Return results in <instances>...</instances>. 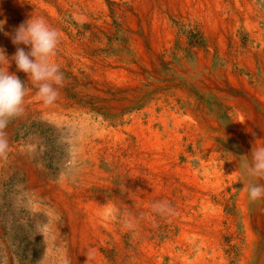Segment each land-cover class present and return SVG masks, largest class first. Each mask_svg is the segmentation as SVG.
Instances as JSON below:
<instances>
[{"label": "rangeland", "instance_id": "rangeland-1", "mask_svg": "<svg viewBox=\"0 0 264 264\" xmlns=\"http://www.w3.org/2000/svg\"><path fill=\"white\" fill-rule=\"evenodd\" d=\"M86 2L61 15L70 44L58 91L68 110L97 125V135L85 136L86 154L78 158L76 130L10 120L9 147L22 153L0 166V264H43L56 222L65 240L78 232L93 240L97 264H264V197L248 199L240 167L252 147L264 144V0ZM94 165L99 173L91 172ZM80 166L84 175L77 176ZM57 199L65 204L61 213L52 210ZM159 201L173 213L154 212ZM107 204L114 217L104 216Z\"/></svg>", "mask_w": 264, "mask_h": 264}, {"label": "bare ground", "instance_id": "bare-ground-1", "mask_svg": "<svg viewBox=\"0 0 264 264\" xmlns=\"http://www.w3.org/2000/svg\"><path fill=\"white\" fill-rule=\"evenodd\" d=\"M82 1L83 0H0V23H2L3 24V30H2V32H1V35H0V48H4L5 49V51H6V55L9 57V58H11L14 54H15V51H16V46H14L13 44H12V41H11V39H10V35L13 33V31H14V29L16 28V27H18L22 22H24L25 20H27V19H29V18H31V16L33 15V16H36V17H43L45 20H46V22L48 23V25H50L51 27H53V28H55V29H57L60 33H61V40H60V43H59V45H58V47H57V50H56V55L54 56V57H52V61L53 62H55V63H58L59 65H61L65 60H66V58H68V52H67V49L69 48V44H68V42L66 41V39H65V36H64V33H63V28L64 27H62V21H61V15L66 11V9H68L69 10V7H74L75 5H76V7L78 6V5H80L81 3H82ZM185 1V0H184ZM190 1V0H189ZM212 1V0H211ZM173 2V1H172ZM214 2V1H213ZM86 3H88V4H91L92 6H95L96 4H97V0H87V2ZM139 3V2H138ZM171 3V2H170ZM143 4V3H142ZM213 4V3H212ZM136 5H137V3H136ZM176 5H177V3H176ZM188 5V4H187ZM211 5V4H210ZM221 5V4H220ZM67 6H69V7H67ZM97 6V5H96ZM212 6V5H211ZM248 6V5H247ZM100 7V6H99ZM137 7H139V6H137ZM253 7V6H252ZM93 7H91V9H92ZM205 8V7H204ZM249 8V7H248ZM176 9V8H175ZM199 10V9H198ZM201 10V9H200ZM141 11V10H140ZM145 11V10H144ZM217 11V10H216ZM138 12V11H137ZM199 12H201V11H199ZM237 12V11H236ZM211 13V12H210ZM202 14V13H201ZM138 15V14H137ZM203 15V14H202ZM201 15V16H202ZM79 16V15H78ZM141 15H139V17H140ZM205 16V15H204ZM207 16V15H206ZM97 17V16H96ZM208 17V16H207ZM210 17V16H209ZM217 17V16H216ZM254 17V16H253ZM81 18H83V17H81ZM218 18V17H217ZM248 18V17H247ZM84 19V18H83ZM86 19V18H85ZM85 21V20H84ZM130 23V22H129ZM132 23H134V22H132ZM251 23V22H250ZM67 24V23H66ZM205 24V23H204ZM215 24V23H214ZM230 23H228V25H229ZM127 25V24H126ZM129 25V24H128ZM131 25V24H130ZM216 26V25H215ZM251 26H253V25H251ZM256 26V25H255ZM131 27V26H130ZM129 27V28H130ZM209 27V26H208ZM211 28V27H210ZM254 28V27H253ZM209 29V28H208ZM255 29V28H254ZM72 30V29H71ZM73 31H74V29H73ZM259 31H261V30H259ZM263 31V30H262ZM250 32V31H249ZM214 33V32H213ZM253 33V32H252ZM7 34V35H6ZM260 35V34H259ZM166 37V36H165ZM258 38V37H257ZM264 38V37H263ZM260 39V38H259ZM86 42V41H85ZM165 42V41H164ZM137 45V44H136ZM76 46V45H75ZM21 47H23V45H21ZM139 47V46H138ZM235 48V47H234ZM140 49H141V47H140ZM79 50V49H78ZM26 51H27V49H26ZM82 51V50H81ZM249 51V50H248ZM233 52V51H232ZM139 53H141V52H139ZM254 53V52H253ZM143 54V53H142ZM251 54V53H250ZM139 55H141V54H139ZM232 55V54H231ZM237 56V55H236ZM235 56V57H236ZM254 56V55H253ZM260 56V55H259ZM139 57V56H138ZM84 58V57H83ZM141 58V57H140ZM201 58V57H200ZM253 58V57H252ZM202 59V58H201ZM248 59V58H247ZM74 60V59H73ZM87 60V59H86ZM98 60V59H97ZM140 60H142V59H140ZM236 60V59H235ZM238 60V59H237ZM258 60V59H257ZM107 61V60H106ZM200 61V60H199ZM206 61H208V60H206ZM225 61V60H224ZM89 62H90V60H89ZM97 62V61H96ZM99 62V61H98ZM203 62V61H202ZM259 62V61H258ZM261 63V62H260ZM211 64V63H210ZM214 64V63H213ZM218 64V63H217ZM240 64V63H239ZM262 64H264V63H262ZM261 64V65H262ZM223 65V64H222ZM248 65V64H247ZM242 66V65H241ZM251 66V65H250ZM0 67H3V68H5V69H7V67H8V72L11 74V73H14V74H16L18 77H19V79L22 81V82H24L25 84H26V87L28 88V93H27V95L25 96V102H24V111H23V113L20 115V116H18L20 119V121H26V120H30V119H36V120H38V121H40V122H42V123H44V124H47V125H49V126H52L53 128H57V129H61L62 128V126L63 127H68V128H70V129H72V130H76L75 132H76V145H77V152H76V157H78V158H83L84 156H85V154H86V147H87V145L89 144V141H86L85 140V136L88 134V135H91L92 137H95L96 135H97V125H95L94 123H93V121H91V120H89L87 117H83V116H79V113H81L79 110H77V109H70V110H68L64 105H63V101H62V99H61V97L58 95V97H57V99L55 100V102L54 103H52L51 105H45L42 101H39V100H37L36 98H35V93H36V91H37V89L28 81V77L26 76V74H24L23 72H18L17 71V69H16V65H15V63L14 62H11L10 61V63H9V66L7 65V64H4V65H0ZM221 67V66H220ZM236 67V66H235ZM252 67V66H251ZM67 68V67H66ZM118 68V67H117ZM219 68V67H218ZM106 69V68H105ZM109 69H111V68H109ZM114 69V68H113ZM121 69V68H120ZM198 69V68H197ZM221 69V68H220ZM112 70V69H111ZM215 70H217V69H215ZM96 71V70H95ZM108 71V70H107ZM115 71H116V69H115ZM219 71V70H218ZM126 72V71H125ZM84 73V72H83ZM97 73V72H96ZM256 73V72H255ZM82 74V73H81ZM85 74H87V73H85ZM98 74V73H97ZM105 74V73H104ZM225 74V73H224ZM254 74V73H253ZM88 76V75H87ZM124 76H122V78H123ZM227 77V76H226ZM230 78V77H229ZM258 78V77H257ZM107 79V78H106ZM115 79V78H114ZM125 79V78H124ZM123 79V80H124ZM83 80H85V79H83ZM113 80V79H112ZM122 80V81H123ZM126 80V79H125ZM95 81V80H94ZM129 81H130V79H129ZM227 81H228V79H227ZM232 81V80H231ZM236 81V80H235ZM116 82H118V81H116ZM120 83H122V82H120ZM228 83V82H227ZM232 83H233V81H232ZM232 83H230V84H232ZM130 84V83H129ZM131 84H132V81H131ZM229 84V85H230ZM115 85V84H114ZM125 85V84H124ZM127 85V84H126ZM123 86V85H122ZM210 85H208V87H209ZM212 86V85H211ZM218 86V85H217ZM220 87V86H219ZM122 88V87H121ZM133 91V90H132ZM256 92V91H255ZM180 93V92H179ZM131 94V93H130ZM256 95V94H255ZM63 96V95H62ZM138 96V95H137ZM181 98V97H180ZM64 99V98H63ZM184 99V98H183ZM108 101V100H107ZM106 101V102H107ZM223 101V100H222ZM72 102H74V101H72ZM130 103V102H129ZM235 103V102H234ZM75 105V104H74ZM77 105V104H76ZM262 105H263V103H262ZM101 106V105H100ZM102 107V106H101ZM114 108H116V107H114ZM135 109V108H134ZM234 109H236V108H234ZM257 109V108H256ZM261 109V108H260ZM174 110V109H173ZM126 111V110H125ZM239 111V110H238ZM238 111H235V112H238ZM136 112V111H135ZM227 112V111H226ZM96 113V112H95ZM172 113V112H171ZM124 114V113H123ZM182 114V113H181ZM238 114V113H237ZM174 115V114H173ZM175 115H176V113H175ZM123 116V115H122ZM152 116V115H151ZM233 117V116H232ZM120 118V117H119ZM156 118V117H155ZM176 118V117H175ZM188 118V117H187ZM242 118V117H241ZM240 118V119H241ZM235 119V118H234ZM16 120V119H15ZM115 120V119H114ZM148 120V119H147ZM245 120V119H244ZM243 120V121H244ZM20 121H18V124H19V122ZM108 121V120H107ZM182 121V120H181ZM16 122V121H15ZM30 122H32V121H30ZM149 122V121H148ZM110 123V122H109ZM115 123V122H114ZM175 123V122H174ZM243 123V122H242ZM118 124V123H117ZM137 124V123H136ZM143 124V123H142ZM141 124V125H142ZM146 124V123H145ZM41 125V124H40ZM101 125V124H100ZM148 125V124H147ZM257 125V124H256ZM26 126V125H25ZM113 126H114V124H113ZM143 126H145V125H143ZM181 126V125H180ZM128 127V126H127ZM140 127H142V126H140ZM147 127V126H146ZM149 127V126H148ZM257 127V126H256ZM25 128V127H24ZM122 128V127H121ZM129 128V127H128ZM138 128V127H137ZM183 128V127H182ZM188 128V127H187ZM186 128V129H187ZM249 128V127H248ZM8 129V128H7ZM130 129V128H129ZM230 129V128H229ZM258 129V128H257ZM6 130V129H5ZM5 130H4V132H5ZM9 130V129H8ZM11 130V129H10ZM127 130V129H126ZM150 130V129H149ZM148 130V131H149ZM243 130V129H242ZM60 131V130H59ZM112 131V130H111ZM135 131V130H134ZM143 131V130H142ZM154 131V130H153ZM258 132H259V130H257ZM104 132V131H103ZM120 132V131H119ZM118 132V133H119ZM140 132V131H139ZM139 132H137V133H139ZM144 132V131H143ZM156 132V131H155ZM159 132V131H158ZM251 132V131H250ZM17 133V132H16ZM32 133V132H31ZM35 133V132H34ZM102 133V132H101ZM104 133H107L106 131L104 132ZM111 133H113V132H111ZM114 133H116V132H114ZM132 133V132H131ZM175 133V132H174ZM182 133V132H181ZM247 133V132H246ZM109 134V133H108ZM120 134V133H119ZM188 134V133H187ZM242 134V133H241ZM257 134V133H256ZM102 135V134H101ZM137 135V134H136ZM170 135V134H169ZM171 135H172V133H171ZM170 135V136H171ZM180 135V134H179ZM178 135V136H179ZM197 135V134H196ZM14 136V135H13ZM30 136V135H29ZM29 136H27V137H29ZM36 136V135H35ZM54 136H55V134H54ZM103 136V135H102ZM139 136V135H138ZM141 136V135H140ZM176 136V135H175ZM182 136V135H181ZM203 136V135H202ZM91 137V138H92ZM103 137H105V136H103ZM103 137H101V138H103ZM143 137V136H142ZM145 137V136H144ZM156 137H157V135H156ZM177 137V136H176ZM193 137V136H192ZM191 137V138H192ZM204 137V136H203ZM31 138V137H30ZM121 138V137H120ZM128 138V137H127ZM150 138H152V137H150ZM153 138H155V137H153ZM186 138V137H185ZM198 138V137H197ZM36 139V138H35ZM35 139H34V141H35ZM66 139V138H65ZM117 139V138H116ZM119 139V138H118ZM124 139V138H123ZM136 139V138H135ZM137 139H138V137H137ZM136 139V140H137ZM158 139V138H157ZM169 139H171V138H169ZM169 139H168V141H169ZM14 140V139H13ZM37 140V139H36ZM104 140V139H103ZM106 140H108V139H106ZM110 140V139H109ZM126 140V139H125ZM130 140V139H129ZM253 140V139H252ZM255 140V139H254ZM253 140V141H254ZM64 141V140H63ZM116 141V140H115ZM173 141V140H172ZM14 142V141H13ZM24 142V141H23ZM22 142V143H23ZM74 142V141H73ZM114 142V141H113ZM192 142V141H191ZM196 142V141H195ZM206 142H207V140H206ZM11 143V142H10ZM21 143V142H20ZM35 143V142H34ZM92 143V142H91ZM95 143V142H94ZM104 143V142H103ZM125 143V142H124ZM155 143H157V142H155ZM154 143V144H155ZM159 143V142H158ZM211 143V142H210ZM253 143V142H252ZM31 144V143H30ZM41 144V143H40ZM72 144V143H71ZM108 144V143H107ZM109 144H110V142H109ZM108 144V145H109ZM145 144V143H144ZM153 144V143H152ZM151 144V145H152ZM168 144H170V143H168ZM174 144V143H173ZM177 144V143H176ZM179 144V143H178ZM207 144V143H206ZM221 144V143H220ZM73 145V144H72ZM71 145V146H72ZM115 145V144H114ZM118 145V144H117ZM116 145V146H117ZM124 145V144H123ZM125 145H126V143H125ZM130 145V144H129ZM257 146H258V144H256ZM42 146V145H41ZM65 146H67L66 144H65ZM97 146H99V145H97ZM106 146V145H105ZM143 146H145V145H143ZM157 146V145H156ZM166 146V145H165ZM219 146V145H218ZM107 147H110V146H107ZM113 147V146H112ZM131 147V146H130ZM129 147V148H130ZM140 147V146H139ZM158 148L160 147V146H157ZM157 147H155L154 146V148L155 149H157ZM163 147H164V145H163ZM173 147V146H172ZM177 147H178V145H177ZM202 147V146H201ZM204 147H205V145H204ZM212 147V146H211ZM222 147V146H221ZM97 148V147H96ZM101 148V147H100ZM175 148H176V146H175ZM98 149V148H97ZM115 149V148H114ZM121 149V148H120ZM154 149V150H155ZM170 149V148H169ZM178 149H180V147H178ZM39 150V149H38ZM108 150V149H107ZM110 150V149H109ZM119 150V149H118ZM122 150V149H121ZM126 150V149H125ZM147 150H149V149H147ZM158 150H160V149H158ZM182 150V149H181ZM208 150V149H207ZM206 150V151H207ZM92 151V150H91ZM99 151V150H98ZM105 151V150H104ZM110 151H112V150H110ZM124 151V150H123ZM153 151V150H152ZM162 151V150H161ZM169 151V150H168ZM172 151H174V150H172ZM205 151V150H204ZM39 152V151H38ZM67 152V151H66ZM70 152V151H69ZM90 152V151H89ZM93 152V151H92ZM95 152H96V150H95ZM150 152V151H149ZM157 152V151H156ZM165 152V151H164ZM170 152V151H169ZM168 152V153H169ZM177 151H175V153H176ZM22 153V149L20 148V146L19 145H17V144H14V145H12V147H9V149H8V152H7V155L6 156H0V159L2 160V162H1V164H0V166L2 165V163L3 162H5L6 163V166H8L9 164H10V162H11V160L13 159V158H15L17 155H20ZM75 153V152H74ZM118 154H120L119 152H117ZM146 153V152H145ZM167 153V154H168ZM171 153H173V152H170V154ZM175 153L173 154V155H175ZM179 153V152H178ZM178 153H176V154H178ZM210 153V152H209ZM243 153V152H242ZM68 154V153H67ZM90 154V153H89ZM97 154V153H96ZM95 154V155H96ZM102 154V153H101ZM104 154H105V152H104ZM111 154V153H110ZM113 154V153H112ZM111 154V155H112ZM117 154V155H118ZM147 154V153H146ZM157 154V153H156ZM211 154V153H210ZM214 154V153H213ZM31 155H32V153H31ZM69 155V154H68ZM93 155H94V153H93ZM92 155V156H93ZM153 155V154H152ZM158 155H160V153L158 154ZM162 155V154H161ZM172 155V156H173ZM197 155V154H196ZM218 155H219V153H218ZM67 156V155H66ZM100 156V155H99ZM138 156H140V155H138ZM156 156V155H155ZM162 156H164V155H162ZM166 156V155H165ZM205 156V155H204ZM220 156V155H219ZM239 156V155H238ZM237 156V157H238ZM243 156V155H242ZM104 157V156H103ZM108 157V156H107ZM141 157V156H140ZM143 157V156H142ZM168 157V156H167ZM176 157H178L177 155H176ZM211 157V156H210ZM240 157V156H239ZM239 157H238V159H239ZM108 158H110V157H108ZM169 158H171V157H169ZM173 158V157H172ZM199 158V157H198ZM209 158V157H208ZM65 159H67V158H65ZM91 160H92V158H90ZM95 159H96V157H95ZM121 159V158H120ZM144 159V158H143ZM142 159V160H143ZM158 159V158H157ZM174 159V158H173ZM216 159V158H215ZM100 160V159H99ZM103 160V159H102ZM141 160V159H140ZM141 160V162H142V164H143V161ZM147 160V159H146ZM151 160H152V158H151ZM167 160V159H166ZM199 160V159H198ZM209 160V159H208ZM211 160V159H210ZM209 160V161H210ZM217 160V159H216ZM220 160V159H219ZM14 161V160H13ZM84 161V160H83ZM109 161V160H108ZM120 161V160H119ZM156 161V160H155ZM169 161V160H168ZM173 161V160H172ZM239 161V160H238ZM18 162V161H17ZM36 162V161H35ZM121 162V161H120ZM129 162V161H128ZM133 162V161H132ZM139 162V161H138ZM140 162V163H141ZM162 162H163V158H162ZM167 162V161H166ZM178 162V161H177ZM200 162V161H199ZM234 162V161H233ZM85 163V162H84ZM122 163V162H121ZM126 163V162H125ZM148 163V165H150L149 164V162H147ZM203 163H204V161H203ZM217 163H220V162H217ZM216 163V164H217ZM16 164V163H15ZM30 165H31V163H29ZM73 164V163H72ZM129 164V163H128ZM162 164V163H161ZM171 163H169V165H170ZM191 164V163H190ZM209 163H207V165H208ZM233 164V163H232ZM25 165V164H24ZM36 165V164H35ZM88 165V164H87ZM156 165V164H155ZM159 165V164H158ZM168 165V166H169ZM220 165H222L221 163H220ZM10 166V165H9ZM108 166V165H107ZM125 166V165H124ZM151 166V165H150ZM165 166V165H164ZM167 166V167H168ZM175 166V165H174ZM34 167V166H33ZM70 167V166H69ZM75 167V166H74ZM101 167V166H100ZM105 167H106V165H105ZM109 167V166H108ZM154 167H157V166H154ZM160 167V166H159ZM182 167V166H181ZM184 167H185V165H184ZM199 167H200V165H199ZM206 167V166H205ZM207 167H209V166H207ZM214 166H212V168H213ZM216 167H217V165H216ZM221 167V166H220ZM12 168V167H11ZM35 168V167H34ZM33 168V169H34ZM67 168V167H66ZM124 168H127V166L126 167H124ZM215 168V167H214ZM16 169V168H15ZM28 169V168H27ZM38 169V168H37ZM63 169V168H62ZM71 169H72V167H71ZM133 169V168H132ZM136 169V168H135ZM151 169V168H150ZM165 169V168H164ZM163 169V170H164ZM176 169V168H175ZM174 169V170H175ZM178 169V168H177ZM201 169H202V167H201ZM217 168H215V170H216ZM225 169V168H224ZM239 169V168H238ZM30 170V169H29ZM87 170V169H86ZM90 170V169H89ZM92 170V169H91ZM140 170V169H139ZM155 170H156V168H155ZM160 170H162V168L160 169ZM170 170V169H169ZM172 170H173V168H172ZM173 170V171H174ZM205 171H206V169H204ZM219 170H220V168H219ZM24 171V170H23ZM32 171V170H31ZM44 171V170H43ZM57 171V170H56ZM60 171V170H59ZM71 171V170H70ZM95 171L96 172H98L99 173V171L97 170V168H96V166L94 165V167H93V171H91L92 173L94 172L95 173ZM105 171V170H104ZM153 171V170H152ZM158 171V170H157ZM172 171V172H173ZM177 171H179V170H177ZM184 171V170H183ZM212 171H214V170H212ZM10 172V171H9ZM87 172V171H86ZM194 172V171H193ZM192 172V173H193ZM211 172V171H210ZM209 172V173H210ZM215 172V171H214ZM224 172V171H223ZM71 173V172H70ZM153 173V172H152ZM155 173V172H154ZM158 173H159V171H158ZM157 173V174H158ZM161 173V172H160ZM168 173V172H167ZM183 173V172H182ZM186 173V172H185ZM203 173H204V171H203ZM74 174H76L77 176H81L82 174L84 175V170H83V168H82V166H80V167H77V168H75L74 169ZM90 174V173H89ZM88 174V175H89ZM97 174V173H96ZM104 174V173H103ZM102 174V175H103ZM134 174V173H133ZM138 174V173H137ZM150 174V173H149ZM173 174V173H172ZM172 174H170V175H172ZM189 174V173H188ZM195 174V173H194ZM242 174V173H241ZM240 174V175H241ZM52 175V174H51ZM75 175V176H76ZM86 175H87V173H86ZM85 175V176H86ZM98 175V174H97ZM101 175V174H100ZM131 175V174H130ZM154 175V174H153ZM161 175V174H160ZM162 175H164V174H162ZM175 175V174H174ZM173 175V177H175ZM191 175V174H190ZM193 175V174H192ZM203 175V174H202ZM217 175V174H216ZM215 175V176H216ZM30 176V175H29ZM35 176V175H34ZM56 176V175H55ZM74 176V177H75ZM85 176L83 177V178H85ZM91 176V175H90ZM156 176H158V175H156ZM165 176V175H164ZM182 176V175H181ZM193 176H195V175H193ZM218 176V175H217ZM216 176V177H217ZM220 176V175H219ZM3 177V176H2ZM28 177V176H27ZM43 177V176H42ZM52 177V176H51ZM54 177V176H53ZM69 177V176H68ZM110 177V176H109ZM151 177L152 176H150V180H151ZM154 177V176H153ZM169 177H171V176H169ZM200 177H202V176H200ZM82 178V179H83ZM89 178V177H88ZM91 178V177H90ZM113 178V177H112ZM172 178V177H171ZM176 178V177H175ZM193 178V177H192ZM214 178V177H213ZM220 178V177H219ZM218 178V179H219ZM222 178V177H221ZM220 178V179H221ZM26 179V178H25ZM170 179V178H169ZM173 179V178H172ZM179 179V178H178ZM43 180H44V178H43ZM105 180V179H104ZM161 180H163V179H161ZM164 180H165V178H164ZM167 180V179H166ZM180 180V179H179ZM37 181V180H36ZM46 181V180H45ZM60 181H62L63 182V180H61L60 179ZM82 181V180H81ZM86 181H88V180H86ZM155 181V180H154ZM185 181V180H184ZM202 181H204V180H202ZM206 181V180H205ZM211 181V180H210ZM214 181V180H213ZM216 181V180H215ZM214 181V182H215ZM29 182V181H28ZM61 182V183H62ZM93 182V181H92ZM164 182V181H163ZM167 182L169 183L170 181H168L167 180ZM192 182H196V181H192ZM217 182H218V180H217ZM221 182V181H220ZM38 183H40V182H38ZM50 183H51V181H50ZM60 183V182H59ZM87 183H89V182H87ZM103 183V182H102ZM101 183V185H103ZM202 183V182H201ZM210 183V182H209ZM223 183V182H222ZM30 184H32V183H30ZM58 184V183H57ZM63 184V183H62ZM96 184H99L100 185V183H96ZM108 184V183H107ZM191 184V183H190ZM200 184V183H199ZM211 184V183H210ZM33 185V184H32ZM31 185V186H32ZM54 185V184H53ZM175 185H177V184H175ZM212 185V184H211ZM219 185V184H218ZM59 186V185H58ZM71 186V185H70ZM104 186V185H103ZM106 186V185H105ZM192 186V185H191ZM203 186V185H202ZM217 186V185H216ZM220 186V185H219ZM36 187V186H35ZM34 187V188H35ZM38 187H40V186H38ZM37 187V188H38ZM47 187H49V185L47 186ZM92 187V186H91ZM196 187V186H195ZM199 187V186H198ZM29 188V187H28ZM46 188V187H45ZM70 188V187H69ZM106 188H107V186H106ZM109 188V187H108ZM213 188V187H212ZM31 189V188H30ZM36 189V188H35ZM34 189V190H35ZM39 190H40V188H38ZM66 189V188H65ZM89 189V188H88ZM101 189V188H100ZM142 189V188H141ZM197 189V188H196ZM200 189V188H199ZM206 189H207V187H206ZM41 190H42V188H41ZM67 190H68V187H67ZM72 190V189H71ZM80 190V189H79ZM82 190V189H81ZM99 190V189H98ZM140 190V189H139ZM36 191H37V189H36ZM54 191V190H53ZM68 191H70V189L68 190ZM83 191V190H82ZM91 191H92V189H91ZM203 191H205V190H203ZM41 192V191H40ZM56 192V191H55ZM61 192V191H60ZM102 192V191H101ZM39 193V192H38ZM59 193V192H58ZM105 193V192H104ZM208 193V192H207ZM37 194V193H36ZM45 194V193H44ZM47 194V193H46ZM136 194V193H135ZM145 194V193H144ZM204 194V193H203ZM64 195V194H63ZM138 195V194H137ZM198 195V194H197ZM42 196V195H41ZM45 196V195H44ZM76 196H78L77 194H76ZM110 196V195H109ZM142 196V195H141ZM140 196V197H141ZM34 197V196H33ZM56 197V196H55ZM54 197V198H55ZM79 197H80V195H79ZM81 197H82V195H81ZM80 197V198H81ZM84 197H86V196H84ZM92 197H94V196H92ZM193 197H195V196H193ZM202 197V196H201ZM47 198H49V197H47ZM83 198V197H82ZM37 199V198H36ZM41 199V198H40ZM62 199V198H61ZM86 199V198H85ZM105 199V198H104ZM241 199V198H240ZM46 200V199H45ZM66 200V199H65ZM77 200V199H76ZM95 200V199H94ZM96 200H98V199H96ZM95 200V201H96ZM199 200V199H198ZM206 200V199H205ZM42 201V200H41ZM50 201V200H49ZM70 201V200H69ZM75 201V200H74ZM86 201V200H85ZM93 201V200H92ZM102 201V200H101ZM56 203L55 204H53L54 206L52 207L53 209V211L55 212V213H61L62 212V210H64L65 209V204L63 203V201L62 200H56L55 201ZM202 202H203V200H202ZM38 203V202H37ZM51 203V202H50ZM75 203V202H74ZM104 203V202H103ZM108 203V202H107ZM201 203V202H200ZM243 203V202H242ZM78 204V203H77ZM79 204H81V203H79ZM92 204V203H91ZM113 204V203H112ZM111 204V205H112ZM34 205V204H33ZM49 205V204H48ZM69 205V204H68ZM99 205V204H98ZM108 205V204H107ZM114 205V204H113ZM208 205V204H207ZM45 206V205H44ZM43 206V207H44ZM74 206H76V205H74ZM80 206V205H79ZM92 206H93V204H92ZM96 206V205H95ZM210 206V205H209ZM38 207V206H37ZM42 207V208H43ZM69 207H70V205H69ZM82 207V206H81ZM86 207H90V206H87L86 205ZM115 207V206H114ZM76 208V207H75ZM79 208V207H78ZM94 208V207H93ZM99 208V207H98ZM105 208V207H104ZM208 208V207H207ZM37 209V208H36ZM40 209V208H39ZM86 209V208H85ZM89 209V208H88ZM97 209V208H96ZM101 209V208H100ZM68 210V209H67ZM79 210V209H78ZM81 210H82V208H81ZM205 210V209H204ZM207 210V209H206ZM90 211H92V213H93V210L91 209ZM39 212V211H38ZM49 212V211H48ZM47 212V213H48ZM100 212V211H99ZM99 212L97 213V212H94L95 213V215H97V214H99ZM103 212V211H102ZM101 212V213H102ZM39 213H41V212H39ZM43 213V212H42ZM71 213V212H70ZM83 213V212H82ZM81 213V214H82ZM89 213V212H88ZM94 213L92 214V215H94ZM97 213V214H96ZM193 213V212H192ZM195 213V212H194ZM49 214V213H48ZM68 214V213H67ZM90 214V213H89ZM204 214V213H203ZM202 214V215H203ZM69 215V214H68ZM78 215H80V214H78ZM102 215V214H101ZM206 215V214H205ZM51 216V215H50ZM77 216V215H76ZM88 216V215H87ZM90 216V215H89ZM105 216V215H104ZM183 216V215H182ZM204 216V215H203ZM53 217V216H52ZM62 217V216H61ZM67 217V216H66ZM79 217V216H78ZM86 217V216H85ZM98 217H99V215H98ZM112 217V216H111ZM254 217V216H253ZM260 217V216H259ZM48 218V217H47ZM57 218V217H56ZM72 218V217H71ZM84 218V217H83ZM82 218V219H83ZM90 218V217H89ZM89 218H87L88 220H90ZM99 218H106V217H99ZM110 218V217H109ZM183 218H184V216H183ZM203 218V217H202ZM205 218V217H204ZM45 219H46V217H45ZM63 219V218H62ZM77 219V218H76ZM76 219H74V220H76ZM86 219V218H85ZM94 219V218H93ZM96 219V218H95ZM94 219V220H95ZM98 219V218H97ZM72 220V219H71ZM79 220V219H78ZM77 220V221H78ZM84 220V219H83ZM106 220V219H105ZM113 220V219H112ZM183 220V219H182ZM91 221V220H90ZM110 221V220H109ZM203 221V220H202ZM65 222H66V220H65ZM96 222V221H95ZM98 222V221H97ZM100 222V221H99ZM98 222V223H99ZM103 222V221H102ZM189 222L191 223V219L189 220ZM196 222V221H195ZM49 223V222H48ZM57 223V222H56ZM52 224V227H51V240H50V242H49V246H50V248H51V250L49 251V252H47L46 254V256H45V259H44V262H43V264H86V260H87V257H86V254H89V257H88V264H97V257L95 256H93V254L94 253H96L95 252V249H94V247H93V243H92V241H91V239L88 237V236H84V235H82V234H80L81 236H79V232H78V236L77 237H75V236H71V238H70V240H65L64 239V237L62 236V233H61V230H60V228L61 227H59V225L58 224ZM63 223V222H62ZM80 223H81V221H80ZM89 223V222H88ZM106 223V222H105ZM109 223V222H108ZM111 223V222H110ZM197 223V222H196ZM202 223V222H201ZM51 224V223H50ZM60 224V223H59ZM67 224V223H66ZM73 224V223H72ZM183 224V223H182ZM48 225V224H47ZM181 225V224H180ZM196 225V224H195ZM72 226V225H71ZM89 226L92 228V225L89 223ZM96 226V225H95ZM106 226V225H105ZM112 226V225H111ZM192 226V225H191ZM63 227V226H62ZM73 227H74V225H73ZM72 227V228H73ZM179 227V226H178ZM181 227H183V226H181ZM188 227V226H187ZM190 227V226H189ZM70 228V227H69ZM72 228H70V229H72ZM78 228H80V227H78ZM84 228V227H83ZM111 228V227H110ZM114 228V227H113ZM183 228H186L185 226L183 227ZM192 228V227H191ZM62 229V228H61ZM65 229V228H64ZM66 229H67V227H66ZM77 229V228H76ZM85 229V228H84ZM180 229V228H179ZM188 229V228H187ZM190 229V228H189ZM189 229H188V231H189ZM75 230V229H74ZM89 230H91V229H89ZM99 230V229H98ZM105 230V229H104ZM114 230V229H113ZM186 230V229H185ZM66 231V230H65ZM81 231V230H80ZM85 231H86V229H85ZM84 231V232H85ZM181 231V230H180ZM187 231V230H186ZM185 231V232H186ZM46 232V231H45ZM44 232V233H45ZM82 232V231H81ZM190 232V231H189ZM73 233V232H72ZM182 233H184V232H182ZM182 233H180V235L182 234ZM249 233V232H248ZM112 234V233H111ZM190 234V233H189ZM49 235V234H48ZM74 235V234H73ZM86 235V234H85ZM99 235V234H98ZM185 235V234H184ZM50 236V235H49ZM66 237V236H65ZM96 237V236H95ZM94 237V238H95ZM101 237H103V236H101ZM194 237V236H193ZM93 239V238H92ZM191 239V238H190ZM189 239V240H190ZM194 238H192V240H193ZM188 240V239H187ZM186 240V241H187ZM95 241H96V239H95ZM47 242H48V240H47ZM99 243V242H98ZM103 243V242H102ZM187 243V242H186ZM197 243V242H196ZM70 244H72V250H69V248H68V246L70 245ZM194 244V243H193ZM202 243H200V245H201ZM99 245H100V243H99ZM189 245V244H188ZM47 246V245H46ZM48 247V246H47ZM70 247V246H69ZM181 247L183 248V246L181 245ZM201 247V246H200ZM49 249V248H48ZM55 249V250H54ZM149 250H151V249H149ZM144 251V250H143ZM194 251V250H193ZM45 252V251H44ZM152 252V251H151ZM201 252V251H200ZM144 253V252H143ZM183 253V252H182ZM190 253V252H189ZM98 254V253H97ZM145 254V253H144ZM95 255V254H94ZM99 255V254H98ZM199 255V254H198ZM203 255V254H202ZM94 257V258H93ZM101 257V256H100ZM202 257V256H201ZM102 258V257H101ZM185 258V257H184ZM139 263V262H138ZM101 264V263H100ZM103 264V263H102Z\"/></svg>", "mask_w": 264, "mask_h": 264}, {"label": "clouds", "instance_id": "clouds-1", "mask_svg": "<svg viewBox=\"0 0 264 264\" xmlns=\"http://www.w3.org/2000/svg\"><path fill=\"white\" fill-rule=\"evenodd\" d=\"M2 30L3 24L0 23V31ZM10 39L16 46L15 54L9 58L5 49L0 48V65L9 66L10 61L14 62L17 71L26 74L28 81L37 89L35 98L45 105H51L57 99L58 90L64 83V74L59 64L52 61L61 40V33L48 25L43 17L32 15L14 29ZM28 91L26 84L16 74L8 72V67H0V156H6L9 149L3 130L11 119L23 113ZM247 157L245 156L240 167L248 178L245 188L248 199L255 202L264 197V183L258 182L264 180V144L252 147L250 159ZM152 209L162 216L173 213L166 201L154 203ZM115 212L114 206H105L106 217H114ZM124 227L132 228L133 224L125 221ZM86 257L88 264L89 254H86Z\"/></svg>", "mask_w": 264, "mask_h": 264}]
</instances>
